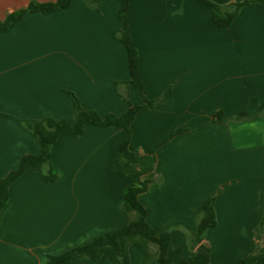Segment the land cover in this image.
<instances>
[{"label":"crops","instance_id":"crops-1","mask_svg":"<svg viewBox=\"0 0 264 264\" xmlns=\"http://www.w3.org/2000/svg\"><path fill=\"white\" fill-rule=\"evenodd\" d=\"M52 1L0 0V20L32 2ZM120 6L108 0L97 10L72 0L67 8L28 12L0 30V177L25 154L40 153L38 137L20 119L74 121L69 91L102 116L128 110L122 92L137 105L147 98L155 104L136 114L130 147L157 158L139 196L149 224L170 233V253L179 249L191 258L198 216L214 197L217 223L204 239L210 264H239L256 251L264 214V4H247L220 26L197 0H131L145 96L122 84L131 75L127 49L113 35L122 26ZM127 136L124 127L92 123L82 135L62 134L52 152L55 182L30 168L11 184L1 213L0 264H47L49 255L127 222L131 180L118 171ZM259 242L264 245V230ZM130 256L131 264H159L157 257L146 261L137 244ZM72 264H111V257L83 256Z\"/></svg>","mask_w":264,"mask_h":264},{"label":"trees","instance_id":"trees-1","mask_svg":"<svg viewBox=\"0 0 264 264\" xmlns=\"http://www.w3.org/2000/svg\"><path fill=\"white\" fill-rule=\"evenodd\" d=\"M105 1L108 0H86L88 5L91 3L90 7L97 10L101 9V4ZM117 1L121 4L119 16L122 26L115 29L113 35L127 49L131 75L130 80L122 82V84L125 83L128 88H138L145 96L146 85L141 75L138 49L132 39L130 30L128 13L131 0ZM197 1L210 7L216 24L220 26L229 25L247 4L252 2L264 4V0H241L228 6L213 0ZM71 4L72 0H56L47 3L32 2L27 8L10 14L5 21L0 20V30L8 29L28 12H52L60 8H67ZM116 87L120 90V82H116ZM69 93L75 105L73 122L56 117L20 119L23 125L38 137L41 150L39 154H25L17 169L0 177V222L2 210L10 199V186L26 170L30 168L39 169L44 180L48 183H53L58 179V173L52 160V152L62 134L82 135L86 130V125L90 123L101 126L124 127L127 129L128 136L120 145L119 161L123 167L118 171L127 174L131 180V185L126 189L123 203V210L128 216L127 222L122 227L103 232L85 244L74 246L60 254L49 255L47 264H72L83 256L98 260L103 255L111 257V264H131L130 246L132 244H137L146 251V261L157 257L159 264H170L173 261H179L183 264H210V246L204 242V239L208 229L217 223L214 197L204 204L198 216V225L191 236L192 245L197 246V252L191 258H183L179 249L169 252L170 233L158 234L151 227L147 220V209L140 201V194L148 189L152 181L157 158L155 153L140 154L130 147L131 124L138 111L143 107H153L154 101L146 98L144 104H133L128 94L120 92L130 105L128 110L122 115L110 113L102 116L98 110L84 107L74 92L69 91ZM217 118L222 119L220 112L217 114ZM184 130V128H180L175 134ZM263 230L264 214L261 223L256 228L258 247L253 254L241 258L239 264H264V245L259 242L262 238Z\"/></svg>","mask_w":264,"mask_h":264},{"label":"snow or ice","instance_id":"snow-or-ice-1","mask_svg":"<svg viewBox=\"0 0 264 264\" xmlns=\"http://www.w3.org/2000/svg\"><path fill=\"white\" fill-rule=\"evenodd\" d=\"M89 6H91V3H90V5ZM123 94V93H122Z\"/></svg>","mask_w":264,"mask_h":264}]
</instances>
